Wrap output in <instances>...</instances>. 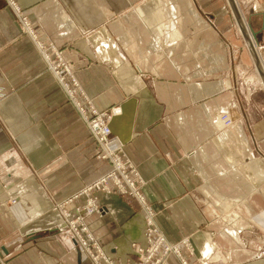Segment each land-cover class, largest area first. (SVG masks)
<instances>
[{
  "label": "crops",
  "instance_id": "1",
  "mask_svg": "<svg viewBox=\"0 0 264 264\" xmlns=\"http://www.w3.org/2000/svg\"><path fill=\"white\" fill-rule=\"evenodd\" d=\"M234 2L264 63V0ZM55 52L111 113L141 198L93 191L101 210L84 214L75 194L112 164L51 71ZM242 68L259 76L228 0H0V264H96L67 231L77 215L128 264L148 212L189 264H264V105L241 95Z\"/></svg>",
  "mask_w": 264,
  "mask_h": 264
},
{
  "label": "built area",
  "instance_id": "2",
  "mask_svg": "<svg viewBox=\"0 0 264 264\" xmlns=\"http://www.w3.org/2000/svg\"><path fill=\"white\" fill-rule=\"evenodd\" d=\"M14 7L15 10H17L16 12L19 13L18 8L16 6ZM18 16L20 17L23 26H30L25 16H22L21 14H18ZM45 56H47V54H45ZM55 56L58 60L51 62L49 65L51 71L59 84L63 87L67 97L73 102L78 113L86 123L90 135H92L100 145L101 149L98 154V158L108 159L112 164V168L108 173L91 184L84 186L80 192L75 194V197L82 194L87 197V205L85 204L86 206L82 208L83 211H86L88 214L92 212H100L101 209L95 203V198L91 196L93 191H102L105 193H110L112 191H119L121 193L128 192L141 198L137 189V186L141 184V180L138 177L137 172L135 171L132 163H130L127 159H124L121 148L113 143L109 125L111 113L100 112L93 107L91 101L81 89L70 67L61 62L58 52H55ZM218 113L221 114L223 126L231 124V119L227 116L223 109H221ZM150 215L151 212H148V215L146 216L147 245L145 247H141L132 243L129 251V256L134 253L137 256V259L139 257L137 260L138 262L135 264H161L163 259L170 252H172L171 247L173 246L170 245L165 240L163 234L158 231ZM86 226L87 225L84 224L81 216H77L74 220L68 221L67 231L71 232L72 238H76L81 251L88 252L94 263L99 264L100 259L104 260L100 251L101 247L88 233V228ZM81 233H85V236L81 235ZM90 245L100 247L95 250L97 255L90 253L92 249Z\"/></svg>",
  "mask_w": 264,
  "mask_h": 264
},
{
  "label": "rangeland",
  "instance_id": "3",
  "mask_svg": "<svg viewBox=\"0 0 264 264\" xmlns=\"http://www.w3.org/2000/svg\"><path fill=\"white\" fill-rule=\"evenodd\" d=\"M252 37V36H251ZM253 39V38H252ZM254 40V39H253ZM234 51V50H233ZM232 54V53H231ZM237 55H238V50H235L234 53L232 54L233 58L237 60ZM233 59V60H234ZM246 67H250L249 65H246ZM240 79L237 80V86L238 88L243 92H241V95H244L246 94V91L247 93L251 90V99L254 103H258V105H264V88L262 86V83L260 81V77L258 76V79L260 81L261 84L258 83L257 81V78L255 77V71H254V68H242V71L240 73ZM251 88V89H250ZM250 89V90H249ZM247 95V94H246ZM243 99L244 97L241 96ZM244 102V100H242ZM256 103V104H257ZM260 111V113L262 115H264V107H261L258 109ZM243 112V111H242ZM227 116L229 117V114L226 113ZM232 121V120H231ZM231 125V124H230ZM230 125H228L227 127H229ZM258 166L256 165V168L258 170V173L261 172L262 170V167H261V164H263L264 166V162L261 161V160H258L257 162ZM132 194V193H131ZM258 242H259V245L257 246L258 248V253L261 254L263 251H264V236L263 237H259L258 238ZM245 241V240H244ZM129 242V241H128ZM131 242V241H130ZM245 243V242H244ZM128 245V243H127ZM101 247V246H100ZM102 248V247H101ZM128 249V248H127ZM103 250V248H102ZM139 259V257H138ZM137 259V256L132 253L130 256H129V261H128V264H135L137 263L138 260Z\"/></svg>",
  "mask_w": 264,
  "mask_h": 264
},
{
  "label": "water",
  "instance_id": "4",
  "mask_svg": "<svg viewBox=\"0 0 264 264\" xmlns=\"http://www.w3.org/2000/svg\"><path fill=\"white\" fill-rule=\"evenodd\" d=\"M228 2H229L230 6H231V8H232V10L234 12V15H235V17L237 19V22H238V24H239V26H240V28L242 30V34H243V36H244V38L246 40L247 46H248V48H249V50H250V52L252 54V57H253V60H254V64H255V68H257V72H258V74H259V76H260V78H261V80L263 81V84H264V70H263L261 62L259 60L258 54H257V52L255 50L253 41L251 40L249 34L246 32L245 27L243 26V24H242V22L240 20V17H239V14L237 12V8L235 6L234 0H228ZM250 32H251L252 38L254 39L255 38V32L252 29H250ZM21 241H22L21 236H17L14 240H10L9 242H7V247L8 248H12V247H14V245L16 243H20ZM1 249H2L3 252H7V249H6L5 246H2Z\"/></svg>",
  "mask_w": 264,
  "mask_h": 264
},
{
  "label": "bare ground",
  "instance_id": "5",
  "mask_svg": "<svg viewBox=\"0 0 264 264\" xmlns=\"http://www.w3.org/2000/svg\"><path fill=\"white\" fill-rule=\"evenodd\" d=\"M242 17V19H243V22L245 21V25L247 24V21L245 20V18H243V16H241ZM248 26V25H247ZM248 28V27H247ZM250 28V27H249ZM248 28V29H249ZM248 29H247V31H248ZM248 33H249V35H251L250 34V32L248 31ZM250 38H251V40L253 41V44H254V46H255V50H256V52H257V54H258V56H259V60H260V62H261V65H262V67H263V70H264V63H263V61H262V59H261V52L259 53V50H258V47L256 46V43L254 42V40L252 39V37L250 36ZM256 70H257V68H256ZM258 73V72H257ZM259 75V74H258ZM260 77V76H259ZM257 81H258V83L259 84H261L262 83V86H263V88H264V84H263V81L261 80V78H260V81H261V83H260V81H259V79H258V77H257ZM264 90V89H263ZM70 200V199H69ZM69 200H67V203L69 202ZM84 214H88L86 211L84 212ZM77 216H80V215H77ZM76 216V217H77ZM87 227V226H86ZM143 236H144V241H145V245H147V234H146V225H145V228H144V234H143ZM184 244L185 245H187V243H186V241L184 242ZM170 245H172V244H170ZM131 246H132V240H131V242L129 241L128 242V245H127V248H128V250H130L131 249ZM173 247H171V249H172V253H174V254H176L177 256H179V260H180V262H181V264H189V262L186 260V258L185 257H183L181 254H180V252H179V247L178 246H176V245H172ZM100 247H94V249L93 250H97V249H99ZM100 251H101V253H102V256L104 257V262H105V264H111L110 262H112L110 259H109V255H107L101 248H100ZM165 259V258H164ZM163 259V260H164ZM163 262V261H162Z\"/></svg>",
  "mask_w": 264,
  "mask_h": 264
}]
</instances>
